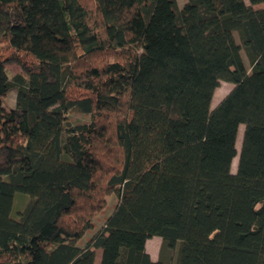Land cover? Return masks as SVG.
I'll use <instances>...</instances> for the list:
<instances>
[{
  "label": "trees",
  "instance_id": "16d2710c",
  "mask_svg": "<svg viewBox=\"0 0 264 264\" xmlns=\"http://www.w3.org/2000/svg\"><path fill=\"white\" fill-rule=\"evenodd\" d=\"M262 3L0 0V264H264Z\"/></svg>",
  "mask_w": 264,
  "mask_h": 264
},
{
  "label": "rangeland",
  "instance_id": "374dc122",
  "mask_svg": "<svg viewBox=\"0 0 264 264\" xmlns=\"http://www.w3.org/2000/svg\"><path fill=\"white\" fill-rule=\"evenodd\" d=\"M179 8H182L184 6V4L187 2V0H177ZM256 8H260V9H264V3L258 5ZM7 69L9 70L10 74L13 76L17 73L20 72V68L17 65H10L7 67ZM233 85L226 83V82H221L220 86L218 87V89L215 92V96L213 99V103L212 106L213 108H215L222 100L223 98L232 90ZM15 98H16V91H11L9 92V94L7 95V97L5 98L4 102L5 105L7 107H14L15 105ZM71 119L75 122H84L86 121L88 118L87 116L81 114V113H77V112H73L72 114H70ZM242 131H243V127L240 128L239 130V135H238V140H237V149H240L241 146V136H242ZM236 170V163H234L233 165V171L235 172ZM15 208L17 209H21L25 206L26 202L28 201V197L25 195H21L20 193H17L15 195ZM117 203V199L115 198L114 195L110 196L108 198V206L107 208L104 210V212L102 213L103 216H106L108 213L111 214V212L113 211V207L116 205ZM102 221V218L98 219V222Z\"/></svg>",
  "mask_w": 264,
  "mask_h": 264
},
{
  "label": "crops",
  "instance_id": "0c3cea01",
  "mask_svg": "<svg viewBox=\"0 0 264 264\" xmlns=\"http://www.w3.org/2000/svg\"><path fill=\"white\" fill-rule=\"evenodd\" d=\"M161 245H162V239L160 237H154L147 241L146 249L153 261H157L159 259ZM100 259H101V252H98L95 264H100Z\"/></svg>",
  "mask_w": 264,
  "mask_h": 264
}]
</instances>
